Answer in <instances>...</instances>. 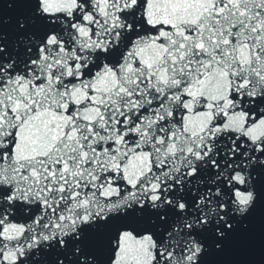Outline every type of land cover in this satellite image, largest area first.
Listing matches in <instances>:
<instances>
[{
  "label": "water",
  "instance_id": "95a60500",
  "mask_svg": "<svg viewBox=\"0 0 264 264\" xmlns=\"http://www.w3.org/2000/svg\"><path fill=\"white\" fill-rule=\"evenodd\" d=\"M0 264H264V0H0Z\"/></svg>",
  "mask_w": 264,
  "mask_h": 264
}]
</instances>
